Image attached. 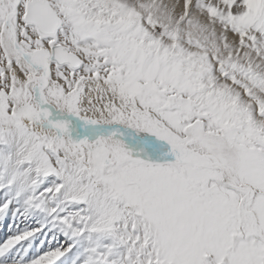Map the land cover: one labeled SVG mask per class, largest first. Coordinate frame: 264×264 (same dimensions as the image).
Segmentation results:
<instances>
[{
    "label": "snow or ice",
    "instance_id": "snow-or-ice-1",
    "mask_svg": "<svg viewBox=\"0 0 264 264\" xmlns=\"http://www.w3.org/2000/svg\"><path fill=\"white\" fill-rule=\"evenodd\" d=\"M0 264H264V0H0Z\"/></svg>",
    "mask_w": 264,
    "mask_h": 264
}]
</instances>
